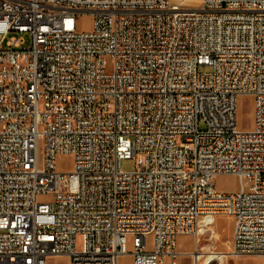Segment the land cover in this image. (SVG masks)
<instances>
[{
  "label": "built area",
  "instance_id": "built-area-1",
  "mask_svg": "<svg viewBox=\"0 0 264 264\" xmlns=\"http://www.w3.org/2000/svg\"><path fill=\"white\" fill-rule=\"evenodd\" d=\"M187 1L0 0V264H198L217 215L264 255V0Z\"/></svg>",
  "mask_w": 264,
  "mask_h": 264
},
{
  "label": "rangeland",
  "instance_id": "rangeland-1",
  "mask_svg": "<svg viewBox=\"0 0 264 264\" xmlns=\"http://www.w3.org/2000/svg\"><path fill=\"white\" fill-rule=\"evenodd\" d=\"M78 29L87 30L90 28L91 18L87 15L80 14L77 17ZM205 70L201 68L200 71ZM246 98H241L238 101V122L240 127L247 128L251 126V108L246 102ZM56 166L59 169L69 170L72 167V158L69 155L58 156L56 159ZM119 167L125 171H130L135 168L134 159H122ZM215 184L219 191L234 192L238 190V182L235 177L232 176H218L215 178ZM38 202H50V195H39L37 197ZM201 234L199 235L198 246L202 247V252H222L225 255L231 251V231L232 220L228 215H217L214 220L203 227ZM191 239V240H190ZM150 243V238H148ZM80 239L76 241V247L79 246ZM195 243V236L190 235L182 242L183 247H187L185 250L189 252L192 249V245ZM150 248V245H149ZM126 250L132 251L131 239H127ZM205 254L199 260L198 264H205ZM232 256H224L221 259L210 261L208 264H230ZM67 258L63 257H51L47 260L46 264H67ZM118 264H132V257L130 254H124L119 257ZM177 264H191L190 256L180 253L177 257Z\"/></svg>",
  "mask_w": 264,
  "mask_h": 264
},
{
  "label": "crops",
  "instance_id": "crops-1",
  "mask_svg": "<svg viewBox=\"0 0 264 264\" xmlns=\"http://www.w3.org/2000/svg\"><path fill=\"white\" fill-rule=\"evenodd\" d=\"M189 238L188 235L186 236H179L176 242V249L179 253H185L187 247L182 246V242L184 239ZM191 240V239H190ZM195 247V243L192 245V251ZM65 258V257H63ZM230 264H264V255H245V256H234L230 260Z\"/></svg>",
  "mask_w": 264,
  "mask_h": 264
},
{
  "label": "bare ground",
  "instance_id": "bare-ground-1",
  "mask_svg": "<svg viewBox=\"0 0 264 264\" xmlns=\"http://www.w3.org/2000/svg\"><path fill=\"white\" fill-rule=\"evenodd\" d=\"M187 2H188L187 4H191V6H194V8H200L201 7V2L199 0H188ZM203 221H206V220L203 219ZM202 230H204L203 227L200 228L199 232L201 233ZM204 254L208 260H212V261H214L216 259H221L224 257V253L217 252V251H212V252L210 251V252H207ZM200 257H202V256H199L198 258H200Z\"/></svg>",
  "mask_w": 264,
  "mask_h": 264
}]
</instances>
